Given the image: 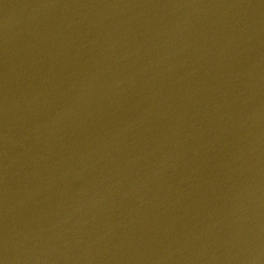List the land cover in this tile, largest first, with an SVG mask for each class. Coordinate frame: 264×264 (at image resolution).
<instances>
[{
    "label": "water",
    "instance_id": "95a60500",
    "mask_svg": "<svg viewBox=\"0 0 264 264\" xmlns=\"http://www.w3.org/2000/svg\"><path fill=\"white\" fill-rule=\"evenodd\" d=\"M2 264H264V0H0Z\"/></svg>",
    "mask_w": 264,
    "mask_h": 264
},
{
    "label": "snow or ice",
    "instance_id": "6c2138e0",
    "mask_svg": "<svg viewBox=\"0 0 264 264\" xmlns=\"http://www.w3.org/2000/svg\"><path fill=\"white\" fill-rule=\"evenodd\" d=\"M0 264H2V261H0Z\"/></svg>",
    "mask_w": 264,
    "mask_h": 264
}]
</instances>
